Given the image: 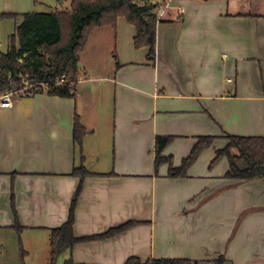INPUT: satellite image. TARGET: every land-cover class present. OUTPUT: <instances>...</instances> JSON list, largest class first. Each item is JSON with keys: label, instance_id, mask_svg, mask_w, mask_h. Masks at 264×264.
<instances>
[{"label": "crops", "instance_id": "1", "mask_svg": "<svg viewBox=\"0 0 264 264\" xmlns=\"http://www.w3.org/2000/svg\"><path fill=\"white\" fill-rule=\"evenodd\" d=\"M40 4L0 0V27L13 21L3 15L38 12ZM158 4L164 12L154 64L121 17L116 29L97 27L89 36L73 98L43 92L0 107V230L8 237L18 231L29 247L48 244L68 220L80 184L73 171L83 165L90 174L74 236L140 224L79 242L58 264H125L131 257L264 264V181L227 179V158L210 168L227 135L264 137V0ZM76 116L86 130L81 147ZM160 136L172 138L163 155L174 168L199 138L214 141L178 178L169 164L156 169Z\"/></svg>", "mask_w": 264, "mask_h": 264}, {"label": "trees", "instance_id": "2", "mask_svg": "<svg viewBox=\"0 0 264 264\" xmlns=\"http://www.w3.org/2000/svg\"><path fill=\"white\" fill-rule=\"evenodd\" d=\"M69 8L52 13L33 12L24 15H3L15 22V33L10 36L9 49L0 53V94L20 83L22 76L48 85L40 93L62 98H73L80 75V54L83 52L89 36L97 27L117 28L119 18H125L136 29L134 45L137 49H148V60H156V31L159 23L158 0H67ZM66 1V2H67ZM37 2V0H36ZM63 2L59 3L63 7ZM65 77V85L57 87L56 83ZM86 130L79 116L74 124V142L81 147ZM228 144L217 150L216 157L210 165L212 169L222 158H227L229 171L227 179L236 181H264V137H241L227 135ZM171 137L156 139V169L169 164L171 177H185L189 168L200 154L214 141L213 137H201L191 154L183 160L178 168L173 167L172 157L163 155L171 143ZM90 173L83 165L74 169L73 175L80 178V184L74 194L67 222L53 229L50 240V264H58L60 256L77 243L104 240L121 234L139 222L129 221L111 228L102 235L78 239L74 236L75 210L82 192L85 178ZM224 264V258L216 260ZM66 264H76L69 260ZM125 264H198L188 259H152L143 263L137 257L129 258Z\"/></svg>", "mask_w": 264, "mask_h": 264}, {"label": "rangeland", "instance_id": "3", "mask_svg": "<svg viewBox=\"0 0 264 264\" xmlns=\"http://www.w3.org/2000/svg\"><path fill=\"white\" fill-rule=\"evenodd\" d=\"M37 11L41 13H52L56 10L68 9L70 4L67 0H40ZM63 2V7L59 3ZM67 1V2H66ZM161 1V0H159ZM15 33V22L5 21L2 22L0 27V53H6L9 49V39ZM102 165V164H101ZM90 168L97 169V165L93 162L89 165ZM99 166V165H98ZM110 162L107 167H110ZM220 169V168H219ZM201 182H195L199 184ZM222 191V190H221ZM220 192V191H219ZM220 204H225L220 202ZM256 210L250 209L254 213ZM263 211V210H262ZM246 215V213H244ZM239 221V220H238ZM240 222V221H239ZM16 236L8 237L7 232L0 230V264H50V245L43 242L39 246H31L26 244L27 237L22 236L18 231L13 232ZM50 238V237H49ZM41 240V238H39ZM42 241V240H41ZM47 244V245H46ZM30 250L31 254L28 256L24 252ZM61 260V259H59Z\"/></svg>", "mask_w": 264, "mask_h": 264}, {"label": "built area", "instance_id": "4", "mask_svg": "<svg viewBox=\"0 0 264 264\" xmlns=\"http://www.w3.org/2000/svg\"><path fill=\"white\" fill-rule=\"evenodd\" d=\"M163 8H158L159 18L163 15ZM82 80L78 76L77 84ZM65 85V77L56 83L57 87ZM48 85L32 79L30 76H22L20 83H12V87L0 94V107L13 108L20 99L30 98L40 93L41 89H47Z\"/></svg>", "mask_w": 264, "mask_h": 264}]
</instances>
